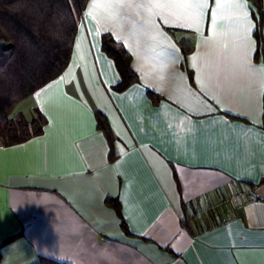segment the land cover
Returning <instances> with one entry per match:
<instances>
[{"label": "crops", "instance_id": "crops-1", "mask_svg": "<svg viewBox=\"0 0 264 264\" xmlns=\"http://www.w3.org/2000/svg\"><path fill=\"white\" fill-rule=\"evenodd\" d=\"M257 1H87L66 68L9 113L42 132L0 139V264H264Z\"/></svg>", "mask_w": 264, "mask_h": 264}, {"label": "trees", "instance_id": "trees-1", "mask_svg": "<svg viewBox=\"0 0 264 264\" xmlns=\"http://www.w3.org/2000/svg\"><path fill=\"white\" fill-rule=\"evenodd\" d=\"M87 1L0 0V139L4 143H19L42 132L45 119L39 113L30 122L12 120L9 113L19 101L66 68ZM253 1L259 8L258 1ZM255 37L260 51L263 43L259 20ZM101 47L119 73L116 88L124 89L136 78L129 53L109 35L102 36ZM190 49L188 45L184 51ZM96 120L111 146L113 138L105 117L98 112ZM109 154L112 158V150ZM38 264L64 263L41 258Z\"/></svg>", "mask_w": 264, "mask_h": 264}]
</instances>
